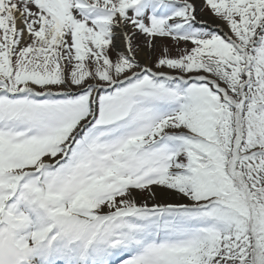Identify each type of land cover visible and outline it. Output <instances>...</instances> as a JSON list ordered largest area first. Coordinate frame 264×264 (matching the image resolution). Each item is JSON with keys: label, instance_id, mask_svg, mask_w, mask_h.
<instances>
[{"label": "snow or ice", "instance_id": "6c2138e0", "mask_svg": "<svg viewBox=\"0 0 264 264\" xmlns=\"http://www.w3.org/2000/svg\"><path fill=\"white\" fill-rule=\"evenodd\" d=\"M0 264H264V0H0Z\"/></svg>", "mask_w": 264, "mask_h": 264}, {"label": "rangeland", "instance_id": "374dc122", "mask_svg": "<svg viewBox=\"0 0 264 264\" xmlns=\"http://www.w3.org/2000/svg\"><path fill=\"white\" fill-rule=\"evenodd\" d=\"M165 43H170V42H168V41H165ZM160 54V50H159V48L157 49V55H159ZM173 54H175V53H173Z\"/></svg>", "mask_w": 264, "mask_h": 264}]
</instances>
